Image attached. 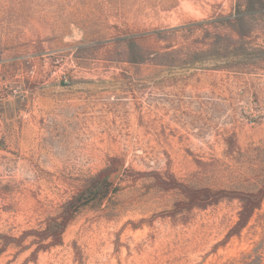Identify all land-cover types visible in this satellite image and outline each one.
<instances>
[{"label": "rangeland", "instance_id": "374dc122", "mask_svg": "<svg viewBox=\"0 0 264 264\" xmlns=\"http://www.w3.org/2000/svg\"><path fill=\"white\" fill-rule=\"evenodd\" d=\"M111 160L116 192L61 245L31 256L28 237L0 264H264V200L221 244L237 201L162 217L181 196L152 176L263 185L264 0H0V246Z\"/></svg>", "mask_w": 264, "mask_h": 264}, {"label": "trees", "instance_id": "16d2710c", "mask_svg": "<svg viewBox=\"0 0 264 264\" xmlns=\"http://www.w3.org/2000/svg\"><path fill=\"white\" fill-rule=\"evenodd\" d=\"M248 1L251 3L253 0ZM258 1L263 4V0ZM242 21L243 18H236L233 23L235 26L242 27ZM236 34L239 40L243 39V34L240 32H236ZM111 164L99 171L86 185L79 188L62 206L61 211L56 216L47 219L42 229L25 231L18 238L2 236L3 242L0 246V256L10 244L21 246L28 237H33L31 244L35 245L31 256H36L39 251H46L51 247L61 245L62 236L66 228L82 209L96 203L99 204L111 193L116 192V189L112 188L110 181L113 169H115V161L111 160ZM152 176L156 187L163 191H177L181 196L173 203L170 210L160 214L162 217L174 218L194 209H203L215 205L223 200L237 201L240 205L237 219L228 230L221 244H225L233 236H240V233L248 225L255 211L260 209L264 200V183L254 192H242L209 187H192L178 182L173 177L163 179L157 174ZM246 260L245 264L256 262V259L251 257Z\"/></svg>", "mask_w": 264, "mask_h": 264}]
</instances>
